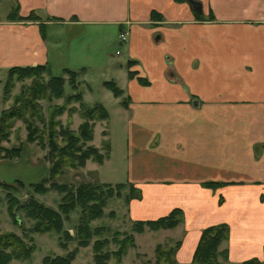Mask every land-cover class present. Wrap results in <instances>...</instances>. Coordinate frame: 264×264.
I'll use <instances>...</instances> for the list:
<instances>
[{
	"label": "crops",
	"instance_id": "obj_1",
	"mask_svg": "<svg viewBox=\"0 0 264 264\" xmlns=\"http://www.w3.org/2000/svg\"><path fill=\"white\" fill-rule=\"evenodd\" d=\"M1 1L7 5L0 11V71L48 63L49 28L56 25L72 33L88 24L113 25L118 36L126 30L115 51L123 60L112 70L125 74L124 110L135 121L123 117L129 127L123 180L143 193L130 200L131 216L155 218L181 207L180 261L191 260L204 226L223 221L228 261L263 257L264 0H198L200 11L188 0ZM30 12L55 17L45 37L43 20L25 18ZM128 68L136 74L129 77ZM110 161L111 152L101 164ZM148 165L156 170L146 182L137 171ZM204 180L226 184L210 188ZM146 195L157 207L142 213Z\"/></svg>",
	"mask_w": 264,
	"mask_h": 264
},
{
	"label": "trees",
	"instance_id": "obj_2",
	"mask_svg": "<svg viewBox=\"0 0 264 264\" xmlns=\"http://www.w3.org/2000/svg\"><path fill=\"white\" fill-rule=\"evenodd\" d=\"M183 1V0H176ZM33 12L25 18H32ZM10 17H16V9L11 12ZM19 18V16H18ZM24 18V17H22ZM21 18V19H22ZM43 37L45 31L41 29ZM132 61H127L130 66ZM129 77L136 74V70L128 68ZM63 74H52L47 64H28L11 65L6 68V75L3 83L5 92L12 90L16 81L30 79V82L23 86L15 96V103L5 110L0 117V157L12 158L21 152V145L16 147H6L1 144L2 140L9 138L10 127L14 118H19L25 123L27 130L26 139L29 141L37 140L43 143L47 141V157L52 160L49 167V174L37 181H30L28 185L34 192L43 193L47 191L48 185L62 193L61 201L57 208L47 206L38 201L27 191V198L20 200L13 193L25 184L20 179L12 182L0 179V186L6 189L7 207L14 220L20 224V218L17 217L23 210L25 215L32 219V224L25 231L24 236L14 231L0 233V264H7L12 259H26L31 256L33 245L26 240L28 232L52 231L60 232L64 240L60 241L62 247L67 246V241L77 240V245L92 244L94 264H123L122 256L129 246L134 245V238L130 232L116 230L111 237L101 236L105 230L104 225H91V221L99 218L103 214V208L108 199L112 196H122V190L127 188L124 199L127 203L132 198L140 197L137 195L138 188L131 182L100 183L91 181H82L76 184L53 181L54 175L61 172L64 165L83 166L87 159L96 162H102L109 156L110 141L108 138H102L101 146L97 147L88 144L92 139L93 126L96 120L108 118V111L101 102L87 104L83 101L82 91L79 88L78 70L63 68ZM140 79H143L139 76ZM71 92L65 90L67 83ZM103 83L116 95L122 96L124 90L116 84L115 80L107 79ZM67 93V94H66ZM64 98L61 104H49L45 106L47 111H42L43 106L39 100H50L51 98ZM128 96H123L127 104ZM122 100V102H123ZM76 102L78 106L70 107L71 111H78L82 118L77 130L72 129L67 123H61L58 118L68 109L69 103ZM38 121V122H37ZM8 130V131H7ZM45 135V137L42 135ZM59 140L62 143H59ZM15 181V182H14ZM203 185L209 187H218L224 185L225 181L206 180ZM79 208L80 216L75 227V234L71 235L64 228V219L68 217L69 212ZM131 229L141 232L145 227L156 229L159 227H174L179 222L184 221L183 210L175 206L166 214L155 218H137L133 219ZM229 237V226L226 222H218L204 226L201 229L198 241L194 248L190 264H219V256L225 260L228 258L227 246L219 248L222 241H227ZM92 240V241H91ZM182 239H174L171 242H158L155 245L156 264H174L175 252L180 247ZM113 245V247H112ZM77 250V246L68 250L64 255L44 256L43 264H76L72 263V258ZM141 264H146L142 262ZM240 264H264L263 257L256 256L244 259Z\"/></svg>",
	"mask_w": 264,
	"mask_h": 264
},
{
	"label": "rangeland",
	"instance_id": "obj_3",
	"mask_svg": "<svg viewBox=\"0 0 264 264\" xmlns=\"http://www.w3.org/2000/svg\"><path fill=\"white\" fill-rule=\"evenodd\" d=\"M6 5V2H0L1 12L3 8H6ZM33 14L34 16L30 19L43 20L41 24L44 31L46 30V22L55 18L46 16L42 19L35 12H33ZM56 20H58V17ZM74 30L75 29L69 30L67 28L58 29V25L53 28H49L50 52L49 60L46 64L49 66V70L52 74L64 75L63 69L61 70L62 66L72 67L73 69L78 70L79 75L77 78L80 85L79 88L82 91L83 101L87 104L101 102L106 107L108 111V118L95 121L92 139L87 141V143L100 147L102 138H108L110 141L111 161L103 165L101 164L110 156L109 152V156L104 158L102 162L87 159L83 166L64 165L61 172L54 175L53 181L66 182L69 184H76L82 181L110 184H114L116 182H131L138 188L136 193L140 196L132 199H140L143 195L142 188L139 187L133 180H123L125 175L124 162L126 159L124 151H127V147L124 143L126 141V135H128L129 128L128 125H125L126 123L124 120H129L130 117L131 122L134 123V119L130 116L133 115V111L124 110L127 104H125L123 97H120V95L116 96L103 83V80L113 79L118 87L123 89L122 85L126 78L125 74L115 68L112 70L113 65L117 61L123 60V56L115 53L116 49L120 50V46L122 47L123 43L121 42L119 36L116 35L118 29L117 27H113V25L88 24L77 28L76 32L72 33ZM51 36H53L52 39ZM58 36L61 38V43H58ZM82 64L86 66L84 68L85 71L81 68ZM5 75L6 68L0 71V117L5 110L9 109V107L15 103L14 98L19 93L20 89L30 82V79L28 78L16 81L12 90L7 93L3 89ZM65 90L67 93L72 90L70 89L68 83L65 85ZM63 101L64 98L62 97H53L50 100H39L43 106L42 111L45 115V112L47 111V107L45 105L48 102H50L49 104H61ZM71 106L77 107L78 104L71 101V103L67 105L68 109L62 114H59L56 118H58L61 123H67L72 129L77 130L82 118L80 117L78 111H71ZM146 127L149 128L150 126L146 125ZM8 132L9 138L7 140H2L1 144L9 148L21 145V152L19 155L12 158L0 157V179H4L8 182H12L15 179L23 181L25 187H19L18 190L13 192L18 199L25 200L28 192L43 204L57 208L59 202L61 201V192H58L57 189L50 187L48 183H44L48 186V189L43 193L34 192L28 185L30 181H37L49 174V167L51 166L52 160L48 159L46 155L48 151L46 139H43V143H40L39 141L37 142V140H27L25 123L19 118H14L13 124ZM42 135L45 137L43 133ZM59 143H62V141L59 140ZM169 159L171 158L168 153L162 155V160H165L166 167L169 165ZM158 167L159 166L156 168ZM155 170V166L152 167V165H148L146 168L139 166L137 172L139 177L147 182L150 181V175ZM202 182L201 185L205 186ZM127 188L126 190H122V196H112L108 199L103 208L102 216L93 219L91 221V225L105 226V230L101 233V236L111 237L113 232L116 230L130 232L133 235L134 245L129 246L123 254V264H141L144 261L146 264H156V243H163L166 241L171 242L174 239L179 238L182 239L185 232L184 221L179 222L174 227H159L156 229H149L145 227L141 232L132 230L131 225L134 222L133 219L135 218L131 216L129 205L130 201L127 203L124 199V194L127 192ZM148 197L152 196L146 195L144 202H146L148 206H143L140 209V212L142 213H147L156 206L154 200L152 203L151 200H147ZM175 197L180 199L178 196ZM19 211L20 213L17 217L20 218V224H18L11 216L7 207L6 189L0 186V233L14 231L24 236L25 231H27L32 224V219L27 217L22 209ZM193 211L196 215H198V209H193ZM79 216V208H75L70 211L68 217L64 219L63 226L71 235H74L76 232L75 227ZM25 238L27 242L33 245L31 256L26 259H12L7 264H43L44 256L64 255L68 250L75 246H77V250L74 254V258H72V263L94 264V251L92 249L91 242L88 245H77V240L71 239L67 241L66 247H62L60 245V241L64 240V238L60 232L55 230L45 232H28ZM225 242L226 241L221 242L219 246L220 249L226 246ZM177 250L174 255V264H190L191 260L180 261L178 259L176 255ZM219 260V264H237V262L228 261V258L223 260L220 256ZM108 264H111V262Z\"/></svg>",
	"mask_w": 264,
	"mask_h": 264
},
{
	"label": "water",
	"instance_id": "obj_4",
	"mask_svg": "<svg viewBox=\"0 0 264 264\" xmlns=\"http://www.w3.org/2000/svg\"><path fill=\"white\" fill-rule=\"evenodd\" d=\"M191 5L193 6V8L197 11H200L201 10V2L198 1V0H188Z\"/></svg>",
	"mask_w": 264,
	"mask_h": 264
},
{
	"label": "built area",
	"instance_id": "obj_5",
	"mask_svg": "<svg viewBox=\"0 0 264 264\" xmlns=\"http://www.w3.org/2000/svg\"><path fill=\"white\" fill-rule=\"evenodd\" d=\"M127 37H128L127 31L124 29L121 30L119 33V38H120L121 42H125L127 40ZM117 51H119V50H117Z\"/></svg>",
	"mask_w": 264,
	"mask_h": 264
}]
</instances>
